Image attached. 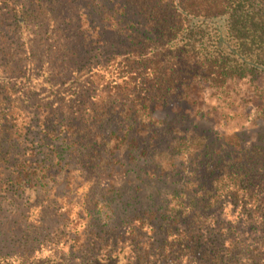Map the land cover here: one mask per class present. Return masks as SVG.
Here are the masks:
<instances>
[{"label":"trees","instance_id":"1","mask_svg":"<svg viewBox=\"0 0 264 264\" xmlns=\"http://www.w3.org/2000/svg\"><path fill=\"white\" fill-rule=\"evenodd\" d=\"M260 76L264 0H0V264H264Z\"/></svg>","mask_w":264,"mask_h":264},{"label":"rangeland","instance_id":"2","mask_svg":"<svg viewBox=\"0 0 264 264\" xmlns=\"http://www.w3.org/2000/svg\"><path fill=\"white\" fill-rule=\"evenodd\" d=\"M203 113L201 124L213 132L231 135L237 130H249L254 137L252 132L264 126V76L233 80L219 91L207 90ZM200 115L201 112L197 114ZM11 233H5L8 241ZM46 254L41 253L42 257Z\"/></svg>","mask_w":264,"mask_h":264}]
</instances>
